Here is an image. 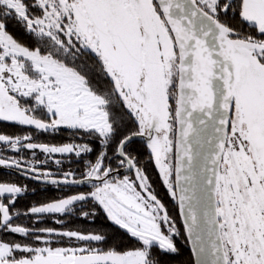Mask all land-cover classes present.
Wrapping results in <instances>:
<instances>
[{"label":"snow or ice","instance_id":"1","mask_svg":"<svg viewBox=\"0 0 264 264\" xmlns=\"http://www.w3.org/2000/svg\"><path fill=\"white\" fill-rule=\"evenodd\" d=\"M0 122V264H264V0H0Z\"/></svg>","mask_w":264,"mask_h":264},{"label":"flooded vegetation","instance_id":"2","mask_svg":"<svg viewBox=\"0 0 264 264\" xmlns=\"http://www.w3.org/2000/svg\"><path fill=\"white\" fill-rule=\"evenodd\" d=\"M0 131L15 132V131H17V129L10 127L5 122H0ZM69 136H70V133L67 130H62L61 132L56 133V134H52V133L43 134L39 137V139L42 141H46V142L61 143V142H68ZM76 142L77 143H83L84 141L77 140ZM8 154H10V153H8ZM57 158H59V157H57ZM41 159H43V157H41ZM67 167H68V165L65 164V168H67ZM122 174H124V173L122 172ZM149 175L153 176V178H154V184L156 186V191H157L158 196L163 197L165 189L162 187V185L159 183L158 180H155L156 173L154 172V170L151 166L149 167ZM20 183L21 184H27L29 189H32L34 187H38V185L34 181H31V180H27V181L20 180ZM49 194H51V193H49ZM41 198H42V194L39 192H37L35 195L29 194L26 197L22 198L20 201H18L17 207L20 208L21 211H24L25 205L30 204L32 201L38 200ZM15 238L19 239L20 237L17 236Z\"/></svg>","mask_w":264,"mask_h":264},{"label":"trees","instance_id":"3","mask_svg":"<svg viewBox=\"0 0 264 264\" xmlns=\"http://www.w3.org/2000/svg\"><path fill=\"white\" fill-rule=\"evenodd\" d=\"M166 191V190H165ZM164 191V193H165ZM165 203H167V200H165ZM85 227H90L91 225L84 224ZM184 256L181 257L182 259L188 256V251L186 249L183 250Z\"/></svg>","mask_w":264,"mask_h":264}]
</instances>
